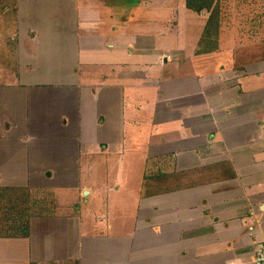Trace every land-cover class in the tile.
<instances>
[{
    "label": "crops",
    "instance_id": "crops-1",
    "mask_svg": "<svg viewBox=\"0 0 264 264\" xmlns=\"http://www.w3.org/2000/svg\"><path fill=\"white\" fill-rule=\"evenodd\" d=\"M80 1L4 0L0 9V43L14 47L13 71L0 65V194L40 192L51 203L35 199L23 231L0 235V264H249L264 241V50L249 52L238 39L242 62L224 74L209 66L219 36L216 52H194L191 73L174 77L166 66L184 64L180 42L169 50L162 33L134 28L122 31L126 51L106 46L88 29L100 11ZM147 1L159 12L152 23L172 31L181 0ZM104 15L111 32L125 27ZM134 42L150 59L144 71L116 60ZM81 45L92 58L79 64H106L110 73H77ZM96 158L121 160L142 181L124 187L134 202L108 201L90 226L54 203L85 190L88 204L80 177Z\"/></svg>",
    "mask_w": 264,
    "mask_h": 264
},
{
    "label": "rangeland",
    "instance_id": "rangeland-1",
    "mask_svg": "<svg viewBox=\"0 0 264 264\" xmlns=\"http://www.w3.org/2000/svg\"><path fill=\"white\" fill-rule=\"evenodd\" d=\"M168 1L170 2L167 3L166 1L165 5L169 6L171 1L174 0ZM182 1L183 0H181V2L178 1V15L176 14L178 19L176 21L177 24L172 31H168L152 23L158 21L154 19L157 18L159 12H157V14L152 12L151 8L146 4L148 3L147 0H86V5L93 6L92 9H94L95 6L97 13L100 11L101 14V20L97 23L94 22L92 27L88 29L93 33L101 34L95 37L97 38L95 41L101 40V43L106 46L116 45L118 49L124 51H126V44L123 45L121 42L122 31L126 33V31L134 28L138 29V32L140 31L144 35L162 33L165 37L162 36L160 39H164L169 50L178 47V43L180 42L182 62L184 64H176V66L172 68V64L169 63L166 66V71L172 73L174 77H182L191 73L189 59L195 50H197L200 37L199 30H201V23L204 21V17L201 16V13L198 14L194 11L187 10ZM3 2L4 0H0V9H3L4 6L8 8L9 5ZM78 2L81 3L80 0H78ZM156 2L157 1H154V3ZM217 7L219 9L220 20V53L215 56L214 61H212V64L209 66L214 67L215 70V68L220 65L224 67L223 73L225 74L229 73L231 68L236 66L239 62H242L241 57L235 60L236 55L241 56L244 51L239 40L243 38L246 39V44L249 46L247 50L249 52L255 53L256 49L260 47L264 50V0H217ZM123 9H125V11L127 10L131 16H128V14L125 15ZM107 11L112 15L114 14V18L117 21H115V26L120 25V23H118L120 21L121 24H125L122 30L119 32L110 31V21L104 15ZM4 13L5 12H2V15ZM174 13L175 10L171 12L170 17H174ZM7 19L9 20V17H7ZM11 19L12 18H10V20ZM157 27L160 29L156 30ZM92 28L95 29V31H93ZM230 32L234 40H232V36L229 34ZM80 33L81 31L79 34ZM84 35H86V33L83 32V35L80 37L81 41L86 43L87 39L83 37ZM101 36H104V38L102 39ZM1 43L0 65L7 66L9 70L13 71L10 64H12L14 47L5 39ZM84 46L81 47L82 54L79 59L77 56L76 61L73 59L76 67H78L77 73L82 75L87 71L110 73V67L106 64H79L80 61L84 62L92 58V55L87 53ZM128 46L132 49L131 53L119 52V58L116 60L127 63L130 62L132 66H139V68L144 71L146 69L144 62H148L150 59L137 53L135 48L136 42L128 43ZM115 53L116 51L114 49L107 52L111 61H114ZM245 56L247 55H244L242 58L244 59ZM68 62H72L71 57H69ZM198 66L206 68L207 63L200 61L198 62ZM204 70L206 69H202V71ZM101 159L102 158L88 159L81 173V183L85 185L91 193L90 196L87 197L88 204H83L84 200L82 198L84 192L87 191L84 190L80 194L77 190L65 191L59 196L61 203L55 200V211H58V207L61 205L68 212L71 211L72 214H74L73 211L75 212L76 223H79L81 219H85L88 225L91 226V220L95 217L101 215L103 217L105 215L104 208L108 201L111 206L113 200L116 198L126 201L127 203L134 202L136 198L133 196V192H130V195L127 196L124 192V187L134 189L138 184H141V176L136 173V169L133 170L123 167L121 165V160L116 161L110 159L105 162ZM82 164H85L84 160ZM118 186L120 187L119 191H112L113 187L116 188ZM40 197L43 199V201L41 200L42 202L46 201L45 193H28L24 190L20 191L16 189L7 190L5 193L2 192L0 195V235H16L22 232L25 220H21V217L27 215V213L23 215V210L26 209L28 213H33L34 208L32 207H35L37 205L36 202L39 201L35 199ZM46 202L44 206L48 205L47 208L51 210V203L49 201ZM78 207H80V210H77ZM84 231L89 232L90 227H84ZM72 237H74V232H72Z\"/></svg>",
    "mask_w": 264,
    "mask_h": 264
},
{
    "label": "trees",
    "instance_id": "trees-1",
    "mask_svg": "<svg viewBox=\"0 0 264 264\" xmlns=\"http://www.w3.org/2000/svg\"><path fill=\"white\" fill-rule=\"evenodd\" d=\"M184 5L187 10L194 11L198 14L205 11L207 14L195 55L216 52L218 49V38L220 36V20L217 0H184ZM159 176L160 175H156L154 178L158 180Z\"/></svg>",
    "mask_w": 264,
    "mask_h": 264
},
{
    "label": "built area",
    "instance_id": "built-area-1",
    "mask_svg": "<svg viewBox=\"0 0 264 264\" xmlns=\"http://www.w3.org/2000/svg\"><path fill=\"white\" fill-rule=\"evenodd\" d=\"M249 264H264V241L257 245Z\"/></svg>",
    "mask_w": 264,
    "mask_h": 264
},
{
    "label": "water",
    "instance_id": "water-1",
    "mask_svg": "<svg viewBox=\"0 0 264 264\" xmlns=\"http://www.w3.org/2000/svg\"><path fill=\"white\" fill-rule=\"evenodd\" d=\"M201 14H202V15H204V14H205V12H204V11H202V12H201Z\"/></svg>",
    "mask_w": 264,
    "mask_h": 264
}]
</instances>
